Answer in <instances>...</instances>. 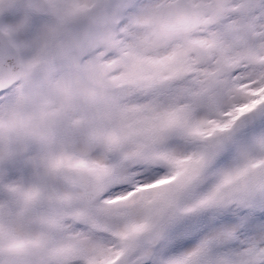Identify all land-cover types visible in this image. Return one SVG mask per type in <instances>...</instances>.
<instances>
[{"label":"snow or ice","instance_id":"snow-or-ice-1","mask_svg":"<svg viewBox=\"0 0 264 264\" xmlns=\"http://www.w3.org/2000/svg\"><path fill=\"white\" fill-rule=\"evenodd\" d=\"M0 264H264V0H0Z\"/></svg>","mask_w":264,"mask_h":264}]
</instances>
